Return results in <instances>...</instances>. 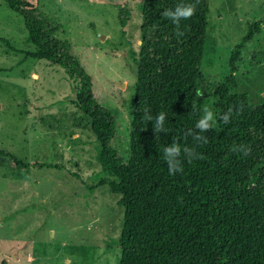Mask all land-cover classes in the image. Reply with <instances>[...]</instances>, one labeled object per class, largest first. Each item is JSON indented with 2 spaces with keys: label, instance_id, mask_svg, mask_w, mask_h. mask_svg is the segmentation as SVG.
Returning <instances> with one entry per match:
<instances>
[{
  "label": "rangeland",
  "instance_id": "obj_1",
  "mask_svg": "<svg viewBox=\"0 0 264 264\" xmlns=\"http://www.w3.org/2000/svg\"><path fill=\"white\" fill-rule=\"evenodd\" d=\"M38 3L91 76L100 102L115 110L112 145L126 158L135 81L127 62L140 43L142 0ZM263 18L264 0H208L197 78L202 113L206 105L213 111L231 49L254 22L235 81L249 103L264 102ZM35 51L21 17L0 0V264H118L120 196L102 183L114 178L95 160L90 120L76 104L77 79L33 58Z\"/></svg>",
  "mask_w": 264,
  "mask_h": 264
},
{
  "label": "trees",
  "instance_id": "obj_2",
  "mask_svg": "<svg viewBox=\"0 0 264 264\" xmlns=\"http://www.w3.org/2000/svg\"><path fill=\"white\" fill-rule=\"evenodd\" d=\"M18 14L35 45V59H45L77 79L76 104L90 120L97 142L95 160L109 192L122 207L118 264H264V102L251 104L237 91L235 63L258 23L230 52L228 75L213 90L215 126L196 128L203 113L197 103L208 0H142L140 43L127 65L135 81L130 111L129 153L112 145L115 110L96 96L91 76L71 54L66 39L38 0H3ZM196 3L195 14L176 26L162 13L178 3ZM120 22L126 19L119 6ZM264 22V18H263ZM148 112L145 113L144 109ZM231 111L230 121L219 117ZM165 114L164 130L153 121ZM192 133V134H189ZM207 138V143L193 139ZM173 140L181 146L182 172L169 174L163 150ZM238 145L248 155L234 151ZM199 158L189 161L183 147ZM179 166V165H178Z\"/></svg>",
  "mask_w": 264,
  "mask_h": 264
},
{
  "label": "clouds",
  "instance_id": "obj_3",
  "mask_svg": "<svg viewBox=\"0 0 264 264\" xmlns=\"http://www.w3.org/2000/svg\"><path fill=\"white\" fill-rule=\"evenodd\" d=\"M198 2L199 0H196V3ZM196 3L181 2L178 3L174 8H169L162 13V15L166 19L171 20V22L176 26L177 35H183V33L179 31L180 21L190 19L195 14ZM197 95L203 96V92H198ZM144 112L147 113L148 109L145 108ZM230 117H231V111L225 113L223 116L219 117V119H221L224 123H228L230 121ZM143 118L149 121H153L154 119L153 128L155 131L161 132L164 130V121H165L164 113L162 112L159 113L155 118H153L151 115L146 114ZM215 124H216V117L213 111L207 105L204 106L203 115L197 121L196 128L203 133L211 130L215 126ZM193 139L202 143H207V138L199 134H193ZM234 151L243 152L245 155H248L250 149L244 145H238L234 148ZM183 154L189 161H191L194 158H199L198 154L194 151V149L187 146L183 147ZM180 157H181V146L178 141L173 140V142L170 145L166 146L163 150V158L165 163L167 164L170 175H174L177 172L183 171Z\"/></svg>",
  "mask_w": 264,
  "mask_h": 264
}]
</instances>
